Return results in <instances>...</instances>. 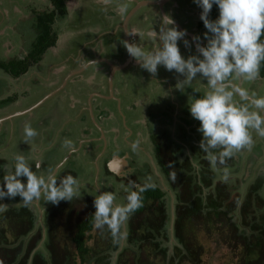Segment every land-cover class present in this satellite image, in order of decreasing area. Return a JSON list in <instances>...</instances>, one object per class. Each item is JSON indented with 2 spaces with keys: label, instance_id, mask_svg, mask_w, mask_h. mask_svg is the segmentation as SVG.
<instances>
[{
  "label": "rangeland",
  "instance_id": "rangeland-1",
  "mask_svg": "<svg viewBox=\"0 0 264 264\" xmlns=\"http://www.w3.org/2000/svg\"><path fill=\"white\" fill-rule=\"evenodd\" d=\"M22 1L0 0V57L5 60L27 50V46L21 43L19 28L17 29L18 33L13 31L16 25H26L22 21L29 20L32 14H35L25 11L24 8L35 7L34 10L38 14L49 8L44 0H31V2L24 0L29 2L26 5H22ZM133 1L137 0H66L67 13L57 15L53 23L54 30L58 35L54 48L47 50L37 66L16 80H12L0 71V81H3V84H0V92L4 91L3 94H5L7 91L6 95H0V100L8 96L14 97L13 101L6 103L4 107L0 106V134L4 132L10 135L9 139L5 135L0 136V159L6 160L7 164L11 163L13 158L18 155L19 143H25L24 127L26 124L35 128L42 137L44 126L49 122L46 121V115L51 111H56L59 114L55 124L59 125V128H55L54 131L61 129L60 132H64V134H62L63 132L58 133L60 139L56 142V149L51 148L43 154L45 148L42 142H38L34 148L32 140L30 144L31 149L34 150L26 155L29 160L38 161L42 165L43 161L54 152L58 157L56 158L57 166L52 168L54 170L63 163L64 157L65 167H71V162L76 159V154H79L80 157L77 159L75 167L78 169L76 176L81 183L82 196H87L90 199L91 195L96 196L102 191H111L117 196L115 203L123 204L126 203V194L131 190L130 186L133 183L137 185V179L143 181V178L130 175L131 182L128 186L127 182L122 183L115 177L108 176L105 167L106 158L112 154V156L117 155L123 159L122 156H125L126 153L131 154L134 158V155L140 153V161L144 166L142 171L146 169V164L153 168L154 172L149 175V181L157 184L164 191H169L168 196L172 197L171 206H173L174 195L170 191L164 172L154 160L156 145L155 141H152V131L162 139L167 138L166 145L169 147L174 144L185 145L182 140H193L194 143V139L199 140L194 136L195 134L193 135L192 129L195 128V123L199 126V121L196 120L194 124H191L190 122L195 120L191 118V121L188 120L186 123L180 122L181 126L174 125L172 122L175 121L176 112H179L180 106V110L189 109L190 96L199 98L208 90L207 82L206 80H196L190 88L179 89L177 84L183 77L175 73L174 70L169 72L160 66L157 75L153 76L135 60L125 62V65L129 64L120 71L114 72V68L109 65L108 61L114 62V60L124 57L123 61L127 59L129 54L126 48L127 38L135 41V44H139L145 50L158 47V40L152 33L154 30L159 31L160 17L165 14L173 17L179 29L187 30L185 39L189 41L195 35H199L203 39L207 29L198 28L201 13L193 0H168L166 4L164 3L165 5L162 3L143 5L131 18H128L131 16H127L128 10L130 12L136 6V3L133 6ZM145 1L149 0H139V2ZM163 1L153 0L158 3ZM121 8L123 11H120ZM29 25L33 24L29 23L22 29V33L26 36L33 34ZM179 46L181 54L185 58L197 54L194 43L190 49L184 46L183 41L179 42ZM100 54L105 61H97ZM73 59L75 60L73 61ZM84 62L88 66L83 67L82 63ZM55 68L60 71L55 72ZM197 78H199V74ZM237 84L241 87L239 82ZM252 92L264 96L263 91L257 87L256 81L249 90V93ZM173 93L179 96L182 102L174 104ZM236 99L239 101L238 96ZM14 112L24 114H16L18 117H15L16 115L12 114ZM180 117L181 120L184 119L182 114ZM189 117L187 115V118ZM255 133L253 130L252 135ZM65 135H67L66 138ZM66 141H71V146L79 145L78 152L70 151V148L65 144ZM257 141L258 137L254 140V145L251 148L257 152L255 156L251 159L245 157V162H240L238 170L217 171L216 179L233 187L239 184L241 187L239 192L242 193L256 177L264 178V140ZM158 143L161 144V141L159 140ZM100 150L105 152H99ZM199 150L202 151L200 148ZM193 163L195 168L199 169L201 159L198 158ZM247 164H250L248 172L246 171ZM125 168L128 169L127 173L132 174L131 165H126ZM225 171L229 173L227 182L223 180ZM40 173L45 174L44 172ZM236 193V189L233 190L232 196H235ZM261 195L264 199V190ZM82 196L79 199H83ZM89 199L85 204L80 202L73 205L71 210L67 211L64 208L57 217H54L52 230L58 239L60 249L67 248L71 252L75 251L72 238L75 234L76 224L86 218L95 208L94 200L90 199L92 200L90 202ZM4 200L8 207L11 199L5 198ZM42 200L45 201L43 196L40 200L27 205L35 213L36 222L35 228L23 238V241L24 247L28 243H33L34 247L47 257L48 254L44 247L45 212L53 204L46 201V204H42ZM262 203L261 200H255L251 209L260 208ZM19 204L24 203L20 202ZM6 207H3L4 210ZM4 210L0 211V215ZM253 217L250 215L249 219ZM219 227L221 231H226L223 223L219 224ZM219 227L214 226L210 233L204 229L200 231L196 229L195 236L204 249L203 264H239L237 244L230 242L226 234L219 235L220 232L216 231ZM2 228L7 231L6 222L0 223V230ZM123 231H126V225ZM39 233H42V237L36 245L35 237H38ZM100 233L101 229H93L89 245L92 246L94 240L101 241ZM107 234H104L105 238L108 237ZM7 237L10 243H15L12 245L15 247V239L8 231ZM170 241L173 243V240ZM124 244L125 239H121V248ZM121 248L113 253L111 257L113 263ZM151 262L162 264L163 260L154 258ZM145 264H150V261Z\"/></svg>",
  "mask_w": 264,
  "mask_h": 264
},
{
  "label": "trees",
  "instance_id": "trees-1",
  "mask_svg": "<svg viewBox=\"0 0 264 264\" xmlns=\"http://www.w3.org/2000/svg\"><path fill=\"white\" fill-rule=\"evenodd\" d=\"M44 1L49 7L48 10L38 14L34 10L35 7L24 8L25 11L35 14H32L29 20L22 21L26 25H16L13 28L15 33H18L17 29L19 28L21 43L27 46V50L21 51L19 55L10 56L11 59L8 60L0 57V71L12 80L30 72L34 66L40 63L46 51L54 48L57 43L58 35L54 30L53 23L57 15L67 13L66 0ZM29 2L23 0L22 5L29 4ZM198 10L201 13L202 9L198 8ZM218 15V7L213 6L209 19L214 20ZM29 23L33 24L29 25L33 34L26 36L22 33V29ZM198 28L205 29L200 18ZM17 41L20 43L19 38ZM17 46L19 47V44ZM100 55L102 56V54ZM124 59L125 57L118 60L120 62ZM82 65L84 66L85 62ZM58 71L60 70L55 68V72ZM260 76L264 77V65L261 66ZM0 84H3V81H0ZM4 87L7 89L6 86ZM3 93L0 92V95H6L7 91L5 94ZM173 94L175 95L174 104L182 102L179 96ZM13 99V96H8L0 100V106L4 107ZM180 108L181 106L177 117L179 118L180 114L185 115L181 122L186 123L189 109L180 110ZM20 113L24 114L22 112L12 114L18 115ZM17 115L15 117H18ZM195 121L190 123L194 124ZM176 125L181 126V123L178 122ZM198 127V124L195 123V128L192 129L197 132L196 137L199 140H195V143L192 142L193 140H182L185 144L183 146L174 144L169 147L166 145L167 138L152 136V141H155L154 144L156 145L154 160L164 172L170 191L174 195V204L171 206L172 197L168 196L169 191H164L155 185L143 184L142 187L146 188L142 194L143 206L132 214L127 221V237L122 248L121 239L114 238L107 226L101 229V241L94 240L93 245H89L88 242L92 240V231L96 228L93 216L95 208L90 211L86 218L81 219L76 224L75 234L72 238L75 251L71 252L67 248H59L58 239L52 230L54 217H57L64 208L68 211L77 203L83 202L85 204L89 199L87 196H83V199H73L70 202L61 201L59 205H52L46 210L44 247L48 254L47 257L43 252L38 251L33 243H28L24 247L23 238L35 228L36 215L27 205L19 204L22 202V198L17 196L10 200V205L0 215V223H7V231L16 242V246H12L15 243L8 241L7 231L4 228L0 230V264H145L149 261L150 264H155L151 262L154 258L163 260L162 264H203L204 249L195 236L196 229L197 231L204 229L210 233L214 226L219 227V224L222 223L226 231H221L220 227L216 231L220 232L219 235L221 236L226 234L230 242L237 244L239 264H264V199L261 195L264 190V178L256 177L242 193L239 192L241 190L239 184L233 187L217 180L214 166L209 163L207 154L199 150L202 134L197 131ZM3 135L7 139L10 138V135L4 132L0 134V136ZM159 140L161 144L158 143ZM262 140L263 138H260V141ZM38 142L39 140L35 137L33 144ZM18 146V154L24 156L29 155L32 150L30 149V142L27 145L20 142ZM198 158L201 159V165L199 169H196L193 161L198 160ZM29 162L33 165V171H36L35 164L38 161L29 160ZM0 165H6V160L0 159ZM56 166V158H47L43 161L39 171L45 172L46 175L48 169ZM148 168L147 173L152 174L153 168L151 166ZM77 172L76 170L62 171V168H59L58 178L67 174L77 177ZM4 174V171H0V183H3ZM22 180L26 182V178H22ZM235 189L237 193L232 196V191ZM255 200H261L262 206L251 209ZM5 204L7 205L5 200L0 201V207H4ZM42 204H46V202L42 200ZM236 211L237 214H235ZM250 215L254 217L249 219ZM104 234H107L108 237L105 238ZM41 237L42 233L35 237L36 245L41 241ZM170 240H173V243ZM120 248L121 251L113 263L111 257Z\"/></svg>",
  "mask_w": 264,
  "mask_h": 264
},
{
  "label": "clouds",
  "instance_id": "clouds-1",
  "mask_svg": "<svg viewBox=\"0 0 264 264\" xmlns=\"http://www.w3.org/2000/svg\"><path fill=\"white\" fill-rule=\"evenodd\" d=\"M193 3L202 9L200 19L207 29L203 39L199 35L193 36L191 41L185 39L187 30L179 29L173 17L165 14L160 17L159 31L152 33L158 40V47L145 50L133 43L126 44V48L153 76L157 75L160 66L182 76L177 84L179 89L190 88L196 80H206L208 90L199 98H189V112L199 121L200 149L215 167L225 165L240 150H251L253 130L264 137V96L249 93L235 83L241 79L254 82L260 78L264 65V0H193ZM213 6L219 9L214 20L209 19ZM180 41L189 49L194 43L197 54L185 58L181 54ZM38 135L30 124L25 125V143ZM65 144L71 147L72 142L66 141ZM62 167L60 164L56 170L48 169L46 175L41 174L40 163L35 164L36 171H33L26 156L16 155L11 163L0 165V171L5 173L3 183H0V201L19 196L28 205L43 196L46 202L59 205L61 201L80 198L79 178L72 174L58 178ZM22 178H26V182ZM228 178L229 173L225 171L223 180L227 182ZM131 189L123 204L115 203L117 196L111 191H102L95 196L93 216L96 228L107 226L114 238L127 237L123 228L131 215L143 206L142 194L146 191L145 187L134 183ZM3 210L0 207V211Z\"/></svg>",
  "mask_w": 264,
  "mask_h": 264
},
{
  "label": "flooded vegetation",
  "instance_id": "flooded-vegetation-1",
  "mask_svg": "<svg viewBox=\"0 0 264 264\" xmlns=\"http://www.w3.org/2000/svg\"><path fill=\"white\" fill-rule=\"evenodd\" d=\"M149 1H153V0H149ZM167 1L168 0H164L163 2H162V4L163 5H165L166 3H167ZM165 3V4H164ZM154 5H156V4H154ZM136 7V6H135ZM135 7H134V9H135ZM134 9H132V10H130V12H129V10H128V13H127V16H129V15H131V16H129L128 18H131L132 17V13H133V11H134ZM127 16H126V18H127ZM127 21V20H126ZM125 38V37H124ZM125 41H126V39H125ZM127 41H128V44H135V41H131L129 38H127ZM100 50H101V48H100ZM75 59H77V58H75ZM75 59H73V61L75 60ZM127 60V61H126ZM125 61H120L119 62V60L117 59V60H114V62L113 61H108V63H109V65H111L113 68H114V72L115 71H120L123 67H125V66H127V65H125V62H133V61H135L136 59L135 58H133L130 54H128V57H127V59H126ZM97 61L98 62H100V61H105V60H103V57L101 56V55H99L98 57H97ZM136 65V64H135ZM83 66V65H82ZM86 66H88V65H84L83 67H86ZM71 72V71H70ZM74 72H76V70H74ZM73 75V74H72ZM76 75V74H75ZM173 98H175V95L173 94ZM19 115V114H18ZM58 119V118H57ZM49 122L44 126V128H45V130L46 131H48V133H51V135H50V137L47 139V142H46V144L44 145V151H43V154H44V152L45 151H48V150H50L51 148H54V149H56V142H57V140H59L60 139V133H62V132H60V130H56V131H54V129H55V127L57 126V128H59V125H56L55 123H56V119L55 120H52V121H50V118H49V120H48ZM59 133V134H58ZM62 134H64V132L62 133ZM44 135V134H43ZM157 135V133L156 132H154V131H152V136H156ZM160 135V134H159ZM39 136V135H38ZM37 136V137H38ZM48 136V135H47ZM52 136V137H51ZM64 136V135H63ZM137 136V135H136ZM158 136V135H157ZM67 137V135H65V138ZM258 137V141L257 142H259V140H260V136L259 135H254L253 136V139L255 140L256 138ZM162 140V139H161ZM263 140H264V138H263ZM94 141H96V139H94ZM193 142V141H192ZM40 151V150H39ZM70 151H72L73 153H77L78 152V149H74V150H70ZM100 152H105V151H102V150H100ZM243 154H244V156L245 157H248V158H252L253 156H255L256 154H257V152H255V151H248L246 148L245 149H243L242 151H241ZM125 156H122L123 157V159H121L119 156H117V155H113L112 156V154L110 155V157H108V158H106V162H105V167H106V170L108 171V176H112V177H115L117 180H120V182H122V183H128L127 185L128 186H130V182H131V177H130V175L132 176V177H136V178H140V177H142L143 178V181H141L140 179H137V181H138V184L137 185H139V186H143V184L144 185H147V186H157V184H154L153 182H151V181H149V175L150 174H148L147 173V170L149 169L148 168V166L146 165V169H144L143 171H142V168L144 167L143 165H142V162L140 161V158H141V154L140 153H138V154H136V155H134V158H133V156H131V154H129V153H126V154H124ZM138 155V156H137ZM248 155V156H247ZM76 159H79V157H80V155L79 154H76ZM133 158V160H132V158ZM48 159H53V158H58L57 157V155L54 153V152H52V154H50L48 157H47ZM46 158V159H47ZM67 160H70V158H67ZM142 160V159H141ZM245 160H246V158H245ZM140 163H139V162ZM240 162L241 161H234V160H228L227 161V163L225 164V165H217V166H215L214 167V169H215V172H217V171H221V170H223L224 168H229V169H234V170H238V167H239V165H240ZM253 162V161H252ZM129 163V164H128ZM41 164V163H40ZM76 164H77V160H74V161H72L71 162V167H65V164H63V167H62V171L63 170H78L75 166H76ZM111 164H115L116 166H117V172L116 171H109L108 169H109V166L111 167ZM91 165V164H90ZM126 165L127 166H132V168H133V172H132V174H129V173H127L126 171L128 170V169H126L125 167H126ZM124 169V170H123ZM54 170H56V169H54ZM121 170V171H120ZM123 170V171H122ZM250 170V164H247V166H246V171L248 172ZM43 172V171H42ZM110 172V173H109ZM45 173V172H44ZM136 185V184H135ZM159 188H161L160 186H158ZM130 188H131V186H130ZM162 189V188H161ZM132 190V189H131ZM83 197V196H82ZM95 196H90V199H95L94 198ZM90 201H92V200H90ZM45 235V234H44Z\"/></svg>",
  "mask_w": 264,
  "mask_h": 264
},
{
  "label": "crops",
  "instance_id": "crops-1",
  "mask_svg": "<svg viewBox=\"0 0 264 264\" xmlns=\"http://www.w3.org/2000/svg\"><path fill=\"white\" fill-rule=\"evenodd\" d=\"M134 3H136V6L140 3L139 2V0H137V1H133V4ZM237 82H239L240 83V85H241V87L242 88H245V89H247L248 91L251 89V87L253 86V84H254V82H247V81H244V80H237V81H235V83H237ZM256 85H257V87H259L262 91H263V93H264V77H261L260 76V78L258 79V80H256ZM191 97V96H190ZM186 104H188V103H186ZM52 110V109H51ZM177 111V110H176ZM189 111V110H188ZM19 113V112H18ZM21 114V113H20ZM58 114L59 113H57L56 111H51V112H49L47 115H46V121H48L49 120V118H50V121H52V120H58L57 118H58ZM176 114H177V116H178V114H179V112H176ZM188 116H190L189 118H187L188 120H190L192 117H191V115H190V112L187 114ZM185 116V115H184ZM173 117V119H174V116H172ZM186 118V117H185ZM38 120V119H37ZM175 121H177L176 123H174ZM175 121L174 122H172L174 125H176L178 122L180 123L181 122V119L180 118H178V117H175ZM44 122V121H43ZM22 126H23V123L21 124ZM42 126V125H41ZM44 126V125H43ZM55 128H57V126L55 127ZM197 132H194L193 131V135L194 136H196L197 134H196ZM48 135V136H47ZM50 135H51V133H48V131H46V130H44V135L42 136V137H40V135L37 137V139L39 140V142L41 143L42 142V144H46V142H47V139L50 137ZM255 135H256V133H255ZM173 136H174V134H173ZM252 136H254V135H252ZM52 137V136H51ZM47 138V139H46ZM194 140H196V139H194ZM80 141H82L81 139H80ZM37 142V141H36ZM37 145L36 144H34V148L36 147ZM70 148V150H73V149H78L79 148V145L78 146H75L74 144L71 146V147H69ZM30 149H31V146H30ZM247 149V148H246ZM33 150L34 149H32L31 151H30V153H32L33 152ZM248 150V149H247ZM242 150H240L239 152H237V153H235V155H234V157L232 158V159H230V160H234V161H241V163H243V162H245V156H244V154L241 152ZM248 151H253V150H248ZM100 152V151H99ZM98 152V153H99ZM241 153H242V155H241ZM243 156V157H242ZM77 157V156H76ZM75 157V158H76ZM64 161H63V163H61V164H65L66 163V160H65V157H64V159H63ZM39 163V162H38ZM110 172L111 171H116L117 172V166L115 165V164H111V167L109 166V169H108ZM124 170V169H123ZM122 170V171H123ZM121 171V170H120ZM109 172V173H110ZM107 173H108V171H107Z\"/></svg>",
  "mask_w": 264,
  "mask_h": 264
},
{
  "label": "water",
  "instance_id": "water-1",
  "mask_svg": "<svg viewBox=\"0 0 264 264\" xmlns=\"http://www.w3.org/2000/svg\"><path fill=\"white\" fill-rule=\"evenodd\" d=\"M160 3H162V2H153V1H145V2H140L136 7H135V9H134V11H133V13H132V15L135 13V12H137L143 5H154V4H160Z\"/></svg>",
  "mask_w": 264,
  "mask_h": 264
}]
</instances>
